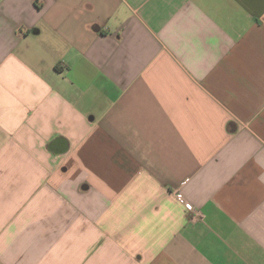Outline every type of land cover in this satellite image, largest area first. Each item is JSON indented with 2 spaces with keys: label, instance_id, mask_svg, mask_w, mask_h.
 Here are the masks:
<instances>
[{
  "label": "crops",
  "instance_id": "obj_1",
  "mask_svg": "<svg viewBox=\"0 0 264 264\" xmlns=\"http://www.w3.org/2000/svg\"><path fill=\"white\" fill-rule=\"evenodd\" d=\"M0 264H264V0H0Z\"/></svg>",
  "mask_w": 264,
  "mask_h": 264
},
{
  "label": "built area",
  "instance_id": "obj_2",
  "mask_svg": "<svg viewBox=\"0 0 264 264\" xmlns=\"http://www.w3.org/2000/svg\"><path fill=\"white\" fill-rule=\"evenodd\" d=\"M178 198L181 202H183L186 205V208L188 210H193V206L190 203L186 202L185 199L181 195H179Z\"/></svg>",
  "mask_w": 264,
  "mask_h": 264
}]
</instances>
